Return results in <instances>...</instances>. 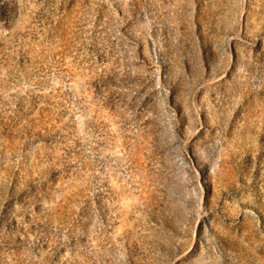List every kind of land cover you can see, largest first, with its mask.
<instances>
[{
    "label": "rangeland",
    "instance_id": "rangeland-1",
    "mask_svg": "<svg viewBox=\"0 0 264 264\" xmlns=\"http://www.w3.org/2000/svg\"><path fill=\"white\" fill-rule=\"evenodd\" d=\"M0 264H264V0H0Z\"/></svg>",
    "mask_w": 264,
    "mask_h": 264
},
{
    "label": "water",
    "instance_id": "water-1",
    "mask_svg": "<svg viewBox=\"0 0 264 264\" xmlns=\"http://www.w3.org/2000/svg\"><path fill=\"white\" fill-rule=\"evenodd\" d=\"M168 7H169V5H168ZM164 7H162V9H163ZM169 9H170V7H169ZM150 12H146V16L148 17V18H151L152 19V17H150ZM176 53L173 51V53H172V57L175 55ZM160 121H162V118H160ZM206 149H210V148H206ZM207 156V155H206ZM170 192H169V194H172V195H177V192L175 191V189L173 188V189H170L169 190ZM177 197V196H176ZM91 225V224H90ZM205 256H207V255H205ZM208 257V256H207ZM212 257V256H211ZM215 257V256H214ZM114 261H116V259L114 260Z\"/></svg>",
    "mask_w": 264,
    "mask_h": 264
}]
</instances>
